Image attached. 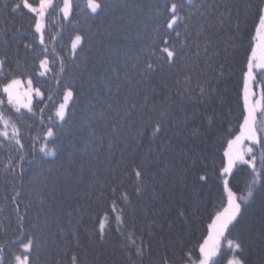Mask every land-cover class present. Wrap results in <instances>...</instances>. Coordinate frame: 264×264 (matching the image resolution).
<instances>
[{"label": "trees", "instance_id": "obj_1", "mask_svg": "<svg viewBox=\"0 0 264 264\" xmlns=\"http://www.w3.org/2000/svg\"><path fill=\"white\" fill-rule=\"evenodd\" d=\"M183 2L184 20L177 37L164 27L169 0H103L98 15L87 8V0H71L68 19L58 10L45 17L42 45L33 14L26 9L23 15L13 14L4 7L13 0H0V60L6 61L0 80L4 74L24 82L32 78L33 88L41 89L47 104L41 113L44 104L37 106L34 96L35 115L21 109V116L13 109L24 149L0 147V245L6 249L5 264L21 253L20 242L27 238L35 241L31 264H72L73 255L79 264H129L121 245L132 232L151 245V254L146 252L142 262L133 256L138 264H154L166 248L177 260L186 250H192L194 259L199 255L197 244L207 237L215 211L226 203L216 174L228 141L239 134L243 122L246 60L254 43L256 6L264 0H193L192 7ZM56 3L62 6L63 0ZM76 35L83 41L73 54ZM163 37L187 53L171 67L152 56ZM44 58L52 71L41 77L38 69ZM148 59L156 60L155 71H144ZM221 65L223 76L218 71ZM186 77L191 78V101L178 94L183 93ZM261 81L264 77L258 76L249 84L256 92L253 101L261 96ZM198 85L208 90L202 100L197 99ZM67 86L74 88V97L67 124L56 137L59 151L55 157H45L39 148L52 123L48 117L62 102ZM193 112L197 119L186 127L183 121ZM207 116H214L210 129ZM157 121L163 123L164 132L153 141L150 126ZM193 126L200 127L203 135L192 137ZM144 129L148 134L141 136ZM21 154L23 162L16 159ZM193 155L206 158V183L191 174L187 183L182 181V170ZM9 156L14 171L4 170ZM142 158L154 178L146 174L143 191L136 195L130 172L133 162L140 164ZM196 171H205L199 162ZM248 171L246 165L233 169V190L244 188ZM123 192L129 194V203L121 199ZM180 206L187 210L186 219L177 216ZM120 209L123 224L117 231ZM18 216L23 217L22 229ZM105 216L101 241L99 222ZM235 231L243 234L249 264H261V190Z\"/></svg>", "mask_w": 264, "mask_h": 264}, {"label": "snow or ice", "instance_id": "obj_2", "mask_svg": "<svg viewBox=\"0 0 264 264\" xmlns=\"http://www.w3.org/2000/svg\"><path fill=\"white\" fill-rule=\"evenodd\" d=\"M187 6L192 7L193 0H187ZM4 7L9 8L13 14L23 15V10L25 9L28 13L33 14L35 33L39 34V40L42 45L45 43V17L54 15L58 10L63 14V19H68L72 11L71 0H63L62 6L56 3V0H38V4L35 5L30 3L29 0H13L11 5L5 3ZM184 7L185 3L183 0H180V2H177V0H169V3L165 5L166 20L164 27L171 32H175L177 37L181 35L177 31V27L184 20V17L180 14ZM87 8L92 14L98 15L104 9L103 0H87ZM221 17H223V13ZM221 23H223V20H221ZM239 29L240 25L237 23L236 31L238 32ZM253 40L254 43L250 44V52L246 60V71L244 72L243 122L239 125V134L228 141V148L224 152L225 160L222 162L216 174V179L222 185L223 193L226 194V203L222 202V210L217 209L215 211L212 221L208 226L209 232L207 237L203 239L202 243L197 244L199 255L195 259L193 258L192 250L184 251L183 255L177 260L175 253L169 255L170 250L166 248L164 253L159 256V259L154 261V264H249L243 234L235 230L244 219L248 207L256 199L258 190L262 192V207H264V81H261V96L254 101L252 98L255 97L256 92L253 88L249 87L250 82L254 83L258 79V76L264 77V3L256 6L255 35ZM82 41L83 37L81 35L75 36L71 44L73 54H76L77 49L81 47ZM28 46L25 44L26 48ZM44 51L46 52L47 49L45 48ZM204 51L207 52V48ZM186 55L187 53L182 54L181 49H178L175 44L170 43L167 37L161 38L160 45L156 46L152 52L153 57L163 61L170 67L174 66L178 60L183 59ZM196 55L199 56V52ZM5 63V60H0V74H3ZM155 70L156 60H146L144 71L152 72ZM38 71L41 77L45 76L49 71H52L47 58L40 60ZM218 71L223 76L224 65H221ZM190 79V77H186L183 93L178 92L182 96V99L184 96H187L189 101L193 100L192 89L189 87ZM177 84H179V81H177ZM198 87L199 95L197 99L202 100L208 90L204 85H198ZM0 93L3 94V96H0V138H2L0 139V147H5L6 144L16 145L19 146L22 152L24 144L22 143L20 129L17 122L12 118L11 111L14 109L15 113L23 116L24 113L21 112V109H25L27 113L35 115L33 108V97L35 96L38 98L36 100L37 106L44 104V107L39 108V111L43 113L45 107H47V104H45V94L38 86L33 88L32 78H28L25 85L22 79L15 77L9 78L7 74H4V78L0 80ZM73 97L74 88L67 86L63 92L62 102L54 105V114L48 117L52 123L47 127L46 136L43 138V142L39 148V152L43 153L45 157H55L59 151L56 144V137L63 132L64 125L67 124L66 115L68 105ZM52 99V96H47L48 101ZM5 103L9 107H6ZM196 119L197 114L193 112L183 123L187 127L190 122H194ZM206 119L208 128L210 129L214 122V116H207ZM57 121L60 123L57 124ZM163 132V123L157 121L150 126V139L155 141ZM146 134H148V129H144L140 133L141 136ZM201 135H203V130L200 127L193 126L191 136L199 138ZM184 156H189V153L184 152ZM16 159L23 162L25 156L21 154ZM205 159V157L196 155L191 157L190 164L182 170V181L184 183H187L189 174L198 182L206 183L209 180V175L206 171L207 164L204 163ZM198 162L205 169V171L199 174L196 171ZM237 165L247 166L249 170L248 180L243 189L233 190L230 177H234L233 169L237 168ZM14 169V160L9 156L4 170L14 171ZM146 174H151L154 178V173H151L150 169L145 166L143 158L140 164L133 162L130 175L135 178L136 195H140L143 191ZM112 191L115 194L116 189L113 188ZM18 195L19 193H16V196ZM16 196L13 197V200L16 199ZM121 199L126 203L130 202V197L127 192L121 194ZM113 211H116L115 200H113ZM186 211L183 206H180L177 209V216L186 219ZM107 219L108 217L105 216L104 220L99 222L101 241L105 236V221ZM18 220L21 222L20 227L22 229L23 217L18 216ZM116 222L117 231H121L123 209H120V214L116 216ZM149 234L151 235V233ZM121 235H123V232H121ZM125 241L121 247L128 256L129 264H138V260L142 262L146 252L151 254V245H146L143 237H136L135 232L129 233L125 237ZM34 246L35 241L33 239L27 238L26 242L22 240L20 242L21 253L13 254L9 264H31V251ZM222 249L226 251H222ZM5 250V247L0 245V264H5L3 255ZM133 256L138 258V260L133 259ZM71 259L72 264H79V258L76 255H73ZM261 264H264V261Z\"/></svg>", "mask_w": 264, "mask_h": 264}, {"label": "rangeland", "instance_id": "obj_3", "mask_svg": "<svg viewBox=\"0 0 264 264\" xmlns=\"http://www.w3.org/2000/svg\"><path fill=\"white\" fill-rule=\"evenodd\" d=\"M26 83V82H25ZM255 91V90H254ZM257 93H258V90H257Z\"/></svg>", "mask_w": 264, "mask_h": 264}]
</instances>
